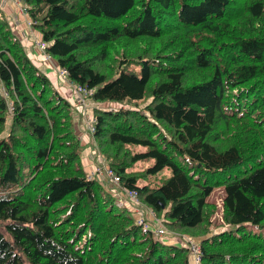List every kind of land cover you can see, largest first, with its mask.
<instances>
[{"label": "trees", "instance_id": "obj_1", "mask_svg": "<svg viewBox=\"0 0 264 264\" xmlns=\"http://www.w3.org/2000/svg\"><path fill=\"white\" fill-rule=\"evenodd\" d=\"M19 1L91 91L93 147L124 189L200 238V264H264V0ZM73 110L0 10V264H191L89 179Z\"/></svg>", "mask_w": 264, "mask_h": 264}, {"label": "rangeland", "instance_id": "obj_2", "mask_svg": "<svg viewBox=\"0 0 264 264\" xmlns=\"http://www.w3.org/2000/svg\"><path fill=\"white\" fill-rule=\"evenodd\" d=\"M8 1L9 0H3V1L1 0L0 10L3 13H5L4 9H5V5L7 4ZM21 11L23 12V6L21 7ZM9 13H11V12H9ZM26 15L28 16V13ZM30 20L31 19L29 18V21ZM9 26H10V29L13 32V34H15L17 38H19L17 35L18 28L17 27L12 28L11 25H9ZM38 39H39V37L35 39L33 44L39 50L41 56L43 57V60H47V62H49V60H50L49 57L47 55L45 56L44 53L39 49V46L36 44V40H38ZM19 40L21 41L20 38H19ZM49 63H51V62H49ZM57 74L62 80L67 81L71 85V87L73 88L72 89L73 99L72 100L70 99L72 102H75V105L73 104V107H76L77 105H79L80 99L85 100V103H83L81 106H77V109L79 110V113L81 116V117H79V121L81 120L80 122H83L86 130H90L92 127V123L94 121L92 109L94 110L93 107L95 106L94 103H92L90 98L88 97V96H90L91 93H89V92H91V91H84V88L78 87L77 85H74L71 81H69L67 74H66V71L64 69H57ZM77 121H78V118H77ZM94 154L96 157V167H101L102 165L107 164L100 150L95 149ZM108 169L111 170L109 167H108ZM105 175H106V177H105L104 183H108V185H106L105 187H107L109 190L114 192V194L116 195V199L122 197L120 201H122V199H123L126 205L127 204L131 205L129 207V209L133 212L134 216L136 217V222L138 224H140V222L141 223L145 222L146 224H148L150 226L149 228L154 232L159 227H164L166 230L165 236H167V237H165V236L161 237L160 240H162L163 242L166 241V239H167L169 242L179 243L180 245L186 247L188 241L191 242L194 240L198 243V247L200 248V252H201V242H200L201 240H200V238H197V237L190 235L188 233H174L175 236L171 235L170 231L167 229V223H166L167 219L165 217V212H163V214L160 217L157 216L153 209L149 208L147 205H145L143 202H141L138 198L137 199L132 198L131 195H128L126 193V190L124 189V187L121 184L118 185L117 183H115L113 181V178L109 177L107 173ZM168 176H170L169 170L160 176L159 182L162 183V181H164V179H166ZM223 198H224V190H222L221 188L215 189L213 191V193L211 194V196L208 198V202L214 204L216 206V209H217L216 212L213 214V217L211 219V221L213 223V226H212L213 234H216L220 231H224V230L229 229L228 226L225 225V223L222 219ZM126 208H128V207H126ZM150 223H152V224H150ZM143 225L146 226L145 224H143ZM190 252H191V258H190L191 264H200L201 263L200 257L196 258L193 254V251L190 250ZM199 256H200V254H199Z\"/></svg>", "mask_w": 264, "mask_h": 264}, {"label": "crops", "instance_id": "obj_3", "mask_svg": "<svg viewBox=\"0 0 264 264\" xmlns=\"http://www.w3.org/2000/svg\"><path fill=\"white\" fill-rule=\"evenodd\" d=\"M22 6L23 4L19 0H9L7 2L4 9L5 10L4 14H5V18L7 19V22L9 23V25H11L12 28H16V27L18 28L17 35L21 39V42L25 47L26 52L30 57V59L41 69V71H43L48 75L56 90L62 96L67 98L72 104L75 105V102L71 101L73 99L72 97L73 88L67 81L62 80L57 74V69H59L57 67L58 63L54 59H53L54 61L49 60V62L51 63L47 62V60H43V57L41 56L39 50L34 46L33 43L35 39L40 36L37 31H35L33 28L30 27L29 18L26 15L27 13L21 11ZM91 102L94 103L92 100ZM94 105L95 106L93 108L97 106L95 103ZM77 106L74 107L75 128L77 130L78 136L85 144L84 150L82 152V159H83L84 168L86 172L89 173L94 169V167H96V157L94 154L95 149L93 147L92 136L85 129V125L83 124V122H80L81 120L79 121V117L81 116L79 110L77 109ZM92 113H93V109H92ZM77 118L79 122L77 121ZM103 181L105 182V179ZM127 205L128 208L131 206L130 204Z\"/></svg>", "mask_w": 264, "mask_h": 264}, {"label": "built area", "instance_id": "obj_4", "mask_svg": "<svg viewBox=\"0 0 264 264\" xmlns=\"http://www.w3.org/2000/svg\"><path fill=\"white\" fill-rule=\"evenodd\" d=\"M24 11V10H23ZM36 44L39 46V49L44 53V55L46 56V52H45V48L43 46V43L41 42H36ZM48 56V55H47ZM49 57V56H48ZM50 59V57H49ZM66 71V70H65ZM67 74V73H66ZM84 91H88V90H85ZM91 93V92H89ZM80 103L83 104L85 103V100L84 99H80ZM94 123V121H93ZM93 123H92V127L90 130H88L91 134L93 132ZM98 150V149H97ZM108 174L109 177L113 178V181L115 183H119V178L113 173V171L109 170L108 167L104 164L102 165L101 167H95L94 170L89 174V179H94V178H101V179H105L106 175L105 174ZM126 193L128 195H131L132 198L134 199H137V193L134 192V191H128L126 190ZM123 205V204H122ZM124 206V205H123ZM142 224H145V222H143ZM156 235L159 236V237H162V236H165L166 235V230L164 227H159L157 230H156ZM187 248H189L190 250L193 251V254L196 258L200 257L199 256V253H200V248L198 247V243L196 241H188L187 242V245H186Z\"/></svg>", "mask_w": 264, "mask_h": 264}, {"label": "bare ground", "instance_id": "obj_5", "mask_svg": "<svg viewBox=\"0 0 264 264\" xmlns=\"http://www.w3.org/2000/svg\"><path fill=\"white\" fill-rule=\"evenodd\" d=\"M24 13H27V11L26 10H24ZM33 24V22L30 20L29 21V25H32ZM36 42H41V43H43V46H44V50H45V52H46V49H47V44H45L40 38L38 39V40H36ZM46 54L50 57V60H53L54 58L50 55V54H48L47 52H46ZM55 60V59H54ZM79 87V86H78ZM121 183H120V180H119V183H118V185H120ZM140 224H142L141 222H140ZM145 225H146V223H145ZM189 249V248H188ZM190 250V249H189Z\"/></svg>", "mask_w": 264, "mask_h": 264}]
</instances>
